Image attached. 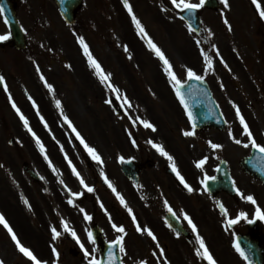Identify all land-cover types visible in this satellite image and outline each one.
<instances>
[{
  "label": "rangeland",
  "instance_id": "1",
  "mask_svg": "<svg viewBox=\"0 0 264 264\" xmlns=\"http://www.w3.org/2000/svg\"><path fill=\"white\" fill-rule=\"evenodd\" d=\"M17 1V17L26 33L31 58L23 56L27 52H23V55L17 53L8 40L0 41V70L8 89L5 91L3 87L0 90V214L20 243L30 249L37 259L46 264H88L89 258L85 257L80 244L70 232L65 231L62 221L76 232L80 242L96 257V247L88 239L91 225L97 223L103 229L106 239L112 240L121 235L112 228V223H115L126 229L123 240L126 255L120 253L123 264H137L141 259L147 260L148 264H159L157 258L145 252L146 248L156 244L146 242L147 235L136 231L127 209L101 176L103 170L133 210L141 228L152 226L158 230L159 206L154 197L145 193L147 201L140 199L126 184L118 165L121 156L142 163L155 161L158 165L157 161L164 156L148 143L149 140L177 155L178 170L186 182L196 189L186 194L180 190L175 191L182 211L183 206H188L197 193L200 195L197 196L200 203L208 199L207 192L199 187L201 170L214 173L221 158L228 162L235 186L244 196H253L256 204L243 199L238 193L235 200L223 196L221 203L226 206L227 202L235 211L245 212L248 216L251 210L255 213L257 206L264 210V188L242 175L238 167V159L249 147H243V143L236 144L228 135V129L231 128L236 139L246 137L232 103L240 108L251 131L259 136L260 133L264 134V62L260 60L261 46L264 44L258 48L253 44L254 21L248 6L244 5L246 11H237L235 7L231 11L229 7L225 8L220 14L221 20L202 8V31L195 34L176 16L169 0H129L149 37L172 62L180 79L186 80V67L203 75L224 113L227 124L224 131L205 129L196 132L195 136H184V131L191 130L192 126L163 72L162 62L148 48L146 39L138 35L122 0H82L76 12L74 28H67L62 23L49 0ZM233 1L241 3L240 0ZM7 33L8 28L0 16V35ZM77 36H83L92 56L96 60L98 57L105 64L101 67L105 74H111L110 82L119 89L120 98L106 84L104 90L109 92L108 99L103 93L91 97L87 91L81 95L79 90L76 92L77 84L72 76L79 65V60H76L79 57L74 54L81 46L76 43ZM197 40L201 41L199 45ZM48 42L53 46L55 54H62L64 60L68 59L66 62L70 70L64 75L62 63L57 62L56 55H50V62L41 55L44 52L41 45L47 50ZM201 48L213 60V70L207 74ZM83 60L89 64L84 53ZM34 65L39 67V72H34ZM71 67L75 71L72 72ZM41 75L56 88L50 96L56 100L64 98V116L76 126L84 140L98 151L103 164L92 160L83 145H77L73 138L72 141L71 137L75 133L69 130L64 116L51 112L50 105L45 101L48 95L43 94L37 81ZM65 85L72 89L66 90ZM92 88L103 92L97 88V84ZM125 96L131 107L125 106ZM108 100L111 103H107ZM13 101L27 120L29 118V126L39 137L45 152H41L24 122L17 119ZM137 117L151 122L156 131L145 128ZM8 140H13L14 145L10 146ZM209 141L222 145V148L213 150ZM259 144L264 142L259 139ZM45 154L48 159H45ZM204 157L208 159L203 168H197L196 160ZM69 159L85 183L94 188L93 192H88L80 184L68 164ZM24 164L31 165L39 172L42 184L35 183L24 173ZM158 170L159 167L155 170L147 168V176L151 177L153 171ZM60 180L64 183L61 184ZM72 193L80 195L72 196ZM69 200L73 202L70 204ZM81 208L93 219L85 220ZM53 227L60 233L56 238H53ZM72 243L81 252L77 258L68 256L67 247ZM178 243L179 254L175 264H199L195 261L193 249L181 240ZM17 251L24 257L19 258V264H34L19 251L11 234L0 225V261L3 264H15L12 259L15 260Z\"/></svg>",
  "mask_w": 264,
  "mask_h": 264
},
{
  "label": "snow or ice",
  "instance_id": "2",
  "mask_svg": "<svg viewBox=\"0 0 264 264\" xmlns=\"http://www.w3.org/2000/svg\"><path fill=\"white\" fill-rule=\"evenodd\" d=\"M207 2H208V0H171V4L174 6L175 9H179L181 12L187 11L189 13H193L196 10L203 8ZM122 3H123V6L127 9V12L129 14V16L131 17L132 23L135 25V28L137 30L138 35L142 39H146L148 48L150 50H152L154 52V54L156 55V57H158V59L162 62L163 72L168 77V79L172 85V88L174 89L175 94H176L177 98L179 99V102L181 103V105H183V107H184V109L188 115L189 120L192 121V129L189 131H184L183 135L184 136H195L196 135L195 120L193 119V114H192V111L190 110V105L188 103V99L186 98L185 93L181 91V89L184 87V84H186L188 81L204 80L205 77L203 75H198L191 67H186V69H185L186 80L182 81L180 79V77L177 75L176 71L174 70L172 62L168 59V57L161 50V48H159L152 41V39L149 37V35L146 32L145 27L142 24L141 20L136 16L135 12L133 11V7H132L131 3L129 2V0H122ZM221 3L224 5L225 8L229 7L228 0H221ZM253 3L256 5L257 9L259 10L260 17L262 19H264V7L261 6V3L259 2V0H253ZM164 10L167 11V9H164ZM0 16H3L4 23L6 25L10 23L9 17L6 15L5 4L3 2H0ZM181 19H185V17H181ZM225 23L227 24L228 21L225 20ZM188 30L190 32L198 31V29L194 28L191 23L188 24ZM205 31H209V30L205 29ZM209 34H211V33L209 32ZM10 35H11V33L0 35V41L8 40ZM77 40L83 48V52L88 59L89 66L92 67L93 69H95L96 75L99 77L100 81L102 83L106 84V86L109 89H111L114 93H116L117 98H120L119 89L116 88L114 85H112L110 82L111 74L110 73L109 74L104 73L101 65L92 56L91 52L89 51V47L85 43L84 37L83 36H77ZM196 43L199 45L201 43V41L197 40ZM213 47H215V46L213 45ZM125 51H127L126 46H125ZM200 51H201V55L204 57V62H205L204 71H205V74H207L208 71L213 70V60L203 48H201ZM217 54H218V50H217ZM221 62H223V60H221ZM225 66L227 67V65H225ZM37 71L38 72L40 71L39 67H37ZM40 79L42 81H44L45 86L50 91L53 90V85L48 83V81L45 79V77L43 75L40 76ZM0 82H4V77L2 75H0ZM221 87H223L222 84H221ZM4 90L5 91L8 90L6 83L4 84ZM189 92L191 93V89L189 90ZM9 99L11 100V96H9ZM29 99H31V97H29ZM124 102H125V106L131 107V104L127 100L126 96L124 97ZM107 103H111V100H108ZM230 103H232V102L230 101ZM33 105L35 107V102H33ZM12 106H13V108L16 109L17 113L20 115V119L24 122V126L28 129V131L36 139L37 144L40 146L41 152H45L44 146L40 142L39 137H37L36 134L32 131L31 127H29V122H28L27 118L23 115L22 112H20V109L16 106L14 101L12 103ZM56 106L58 108L61 107V102L59 100L56 101ZM232 106L235 108V114H236L237 118L239 119V123L243 127V134L248 138V143H243V147H245V148L251 147L253 149H256L260 154H264V144L257 143L255 137L253 136L251 129L249 128L248 123L245 121L244 116L241 114L240 108L235 103H232ZM61 115L64 116L63 112H61ZM41 119L43 120V117H41ZM137 119L139 120V123L142 124L145 128L151 129L152 131H156L155 126L151 122H149L148 120L140 119L139 117H137ZM64 120L67 122V124L71 128L72 132L75 133L76 138L79 140L80 144L83 145L84 150L88 153V155L91 157V159L96 161L99 164H103L102 157L100 156L98 151L94 147L90 146L84 140V138L80 135V133L72 125V122L68 119L67 116H64ZM134 123H135V121H134ZM45 126H47V125L45 124ZM228 135L234 140V142L236 144H238V145L242 144L241 140L236 139L235 136H233L231 128L228 129ZM132 143L135 144L136 141L133 140ZM148 143H150L152 145V147H154L160 153V155L167 158V160L170 163V167H171L172 171L175 173L176 177L178 178L179 182L184 186V188H186L187 191L190 193L196 191V189L192 188L191 185H189L186 182L185 178L179 172V170L175 164L174 158L167 151H165L164 147L161 144L155 143L151 140H149ZM208 143L210 144V147L213 150H218V149L222 148V145H220V144L212 143L211 141H209ZM45 159H48L46 154H45ZM66 159H67V157H66ZM119 159L122 163L125 162V158L123 156L119 157ZM207 159H208V157H204L203 159L199 160L196 163V167L197 168H203ZM68 164L71 167L72 173L77 178H79L80 184L83 185V187L86 188L88 192H93L94 188L89 187L85 183L84 179L81 177L80 173L77 171L75 165L72 164V161L70 159L68 160ZM49 165L52 166L50 160H49ZM53 171H55L54 166H53ZM101 176L104 178V181L108 184V187L111 188L112 191L116 194V197L119 200V202L121 203V205L127 209L129 215L132 218L133 223L136 226V231L146 233V235L151 237V239L153 241H156V249H158V253H159V256L157 257L158 261L160 260V258H163L165 264H167V259L165 256V250L163 247L160 246L159 241L157 240V237L154 235L152 230L150 228H141L140 224L137 222V218H136L135 214L133 213V210L128 206L124 197L116 190V188L113 186L111 181L108 180V178L104 174L103 170H101ZM215 179H216V177L208 176L207 174H205L203 180L200 181L201 184L204 185L205 191H207V189H208V181L209 180H215ZM60 183L63 184L64 183L63 180H60ZM233 187H235L234 181H233ZM236 191L239 195H241V197L243 199H246L247 201L251 202L252 204H256V200L254 199L253 196H251V195L244 196L243 193L240 192L239 188H236ZM78 195H80V193H72V196H78ZM24 202L26 204L28 203L27 200H25ZM72 202H73L72 200H69L70 204ZM164 203H165V206L168 207V211L170 213H172L173 216H176V213L173 211L172 207L168 205L167 200H165ZM217 204H218L219 208L222 210V215L227 216V209L224 207L223 203L217 202ZM100 206H101V208L104 207L102 203ZM80 210H81V212H84V219L85 220L90 221L93 219L92 216L88 215L87 212H85L83 208H81ZM105 211H107V210L105 209ZM255 215L257 218L264 220V210H262L259 206L256 207ZM108 218L111 221L110 215ZM176 219L179 220L180 217L176 216ZM183 219L187 221L188 225L191 228V231L195 234V242L198 244V247L195 248V255L197 257L201 258L202 260L206 261L207 264H217V261L215 260L213 254L211 253L208 246L206 245L203 236L200 235V233L197 229V225L193 222L192 218L190 216H188L187 213H184ZM241 220H248L249 223L253 222L252 220L248 219V215L245 212H240L235 218L226 219L225 230L227 231V229L229 227L237 224ZM62 223L64 225L65 231L70 232L72 237H74L76 239V242L78 244H80L81 249L84 251L85 257L89 258L88 264H103L101 259H98L95 255H93L92 252H89V250L84 247L83 243L80 242L79 237L77 236L76 232L74 230H72L66 222L62 221ZM0 225H3L8 230V232L11 234V238L16 242V245H17L19 251L24 256H26L31 261H33L34 264H46V262H42L39 259H37V257L32 253V251L30 249H28L27 247H25L24 245H22L20 243V241L17 239L16 234L13 232L12 228L8 225L7 221L5 220V218L2 214H0ZM169 227H172L171 224H169ZM112 228L117 233H119L121 235H118L115 240L109 242V248H108V253H107V256H108L107 264H117V253L115 251L117 246L119 249V253H123L126 255V250H125V246L123 243L124 235H126L125 227L123 225L117 226L115 223H112ZM52 232H53V238H56L60 235V233L56 230L55 227H53ZM176 235H177V237H179L180 232L176 231ZM88 239H89V241H91V243L93 245L96 244V240H95L93 233L91 231L88 232ZM234 248H235L236 252L245 261H247V264H252V260H251V256H250L251 248H249V250L246 251L245 248L241 246V242L238 239L234 243ZM53 251L55 252L56 250L53 249ZM94 251H95V249H93V252ZM56 255L59 256V253L57 252ZM152 255L156 256L157 253L153 252ZM0 264H3V261H0ZM120 264H123L122 260L120 261ZM137 264H148V261L145 259H141L137 262Z\"/></svg>",
  "mask_w": 264,
  "mask_h": 264
},
{
  "label": "flooded vegetation",
  "instance_id": "3",
  "mask_svg": "<svg viewBox=\"0 0 264 264\" xmlns=\"http://www.w3.org/2000/svg\"><path fill=\"white\" fill-rule=\"evenodd\" d=\"M12 1L17 8L18 1L17 0H12ZM246 2L251 7L252 14H253L254 21H255L254 29H253V44L255 47H259L260 44H264V19L260 17L259 10L257 9L256 5L253 3V0H246ZM259 2L261 3V6L264 7V0H259ZM49 4L53 9L54 5L52 1L51 2L49 1ZM104 13H107V12H104ZM77 45L80 46V44H77ZM261 47H262V53L260 56V60L264 62L263 60L264 46L262 45ZM75 51L76 52L74 54H76V56L79 57V59H76V60H79L78 70L72 76L73 80L77 84L76 92L78 93V90H79L80 95H81L83 91H87L88 95H90L91 97H94V95H98L99 93H103L105 98L108 99L110 95L107 90H104L106 88L105 84L100 81L99 77L96 75L95 69H93L92 67L89 66V64H86L84 62L83 53L81 52L82 51L81 46L79 49L77 48V50ZM94 54L97 57L95 52ZM64 61H68V59L65 58ZM97 61L101 66L105 65L103 62H101V60H99L98 57H97ZM69 69H70V66H69ZM73 71H75V69L72 68V72ZM104 73L106 72L104 71ZM95 84H97V88L99 89L101 88L103 92H100L97 89L96 90L93 89L92 87H95ZM69 87L72 89L71 86ZM55 89L56 88H53V90L51 91L47 90L43 94L46 93L48 95V99H46L45 101H47L46 103L50 105L51 112L53 111V113L60 115L61 112H63L65 108L64 101H63L64 98L62 97L60 100L58 99L61 102V107L58 108L56 106L57 100L53 99L50 96V94L54 93ZM34 99L37 100L38 98L35 96ZM253 136L255 137L257 141H259L260 139L264 142L263 134L259 136V134H256L253 132ZM241 141L242 143H248V138L245 137ZM167 151L174 158L175 164L178 168L179 161H178L177 155L170 149H167ZM134 161L136 162L137 170L139 172L138 182L134 183L133 181L126 178L125 179L126 184L131 188V190L136 192V194L142 200H146L145 199L146 194L152 195L157 205L159 206V217L157 221L158 230H155L152 226H150L149 228L152 230L154 235L157 237V240L159 241L160 246L164 248L165 256L167 259V264H175V258L179 254V248H178L179 240H181L185 244H188L189 247H191L194 252H195V248L198 247V244L195 242V234L191 231V228L188 225L187 221L183 219L184 213H187V215L190 216L193 222L197 225V229L200 235L203 236L206 245L208 246L209 250L213 254L215 260L217 261V264H246L244 259L236 252L233 243H235L236 237L238 235L247 233L249 222L248 220H241L237 224L229 227L227 231L225 230V227H226L225 221L229 217L222 215V210L219 208L217 204V202L221 203V200H224L223 196H226V197L228 196L225 192H219V193L212 194V195L208 193L207 194L208 199L207 200L204 199L202 203H200V200L198 198L200 197V195L197 193L198 197L195 196L189 202L188 206H183V211H182L177 203L179 202L178 201L179 197L176 195L175 191L180 190L184 194H186L188 191L179 182L175 173L172 171L170 167V163L167 160V158L166 157L159 158V161H157L158 165L157 163H155V161H146L145 163H142L140 162V160H137V159H134ZM158 167H159V170L153 171V175L151 177L147 176V173H146L147 168L155 170ZM201 172H202V175H201L200 181L203 180L205 174H207L208 176H211L212 174V172L208 173L204 171L203 169L201 170ZM182 176L184 177V175ZM252 181L255 184H259V182H256L254 180ZM39 183H42V181H40ZM199 187L201 188L203 187L201 182H200ZM236 196L237 194H234L228 197L235 200ZM165 200H167L168 205L172 207L173 211L176 213V216L180 217L179 221L182 224V226L187 230L188 234L187 233L186 235L182 234V235H179V237H177L176 232L166 224L165 212L168 210V207L165 206V203H164ZM225 205H226L225 208L227 209V215H229L231 218H235L237 214L240 213L239 210L235 211L230 205L227 204V202H225ZM65 206L67 207V204H65ZM255 216L256 215H254V212L251 210L249 213L248 219L252 220L256 218ZM258 234L263 235V242H264V229L261 223H259L258 225ZM145 241L150 242L151 244H154V243L156 244V241H153L151 237L149 236L145 237ZM69 247H74V246L69 245L67 248ZM145 252L151 253V254L153 252H156L157 255L154 256V258H157L159 256L158 249H156V245L154 247L146 248ZM14 257H15V260L12 259V263L19 264V260H18L19 255L16 254ZM198 259H199V264H207V262L202 260L201 258L198 257ZM159 264H165L163 258H160Z\"/></svg>",
  "mask_w": 264,
  "mask_h": 264
},
{
  "label": "water",
  "instance_id": "4",
  "mask_svg": "<svg viewBox=\"0 0 264 264\" xmlns=\"http://www.w3.org/2000/svg\"><path fill=\"white\" fill-rule=\"evenodd\" d=\"M3 2L6 7V15L9 17L10 23L8 24L11 31V39L13 44L17 48L24 47V38L21 32V29L18 25L15 10L12 6L10 0H0ZM59 9L65 18L66 21L72 22L73 13L72 11L80 4L81 0H55ZM207 5H210L207 3ZM182 17H185V20L188 23H191L193 27L198 29L199 17L197 11L193 13H189L187 11L181 14ZM190 20V21H189ZM194 23L196 26H194ZM200 82H196L195 80L189 81L184 87L181 89L182 92L185 93L186 98L188 99V103L190 105V110L193 114V119L195 120V124L197 128H203L205 126H215L220 129L224 127V120L221 117L219 110L214 105L207 88L203 87V85H199ZM2 83L0 82V87ZM191 89V93L189 90ZM211 107L213 112L207 113L204 111L205 108ZM130 162H124L122 164V170L129 177L134 174L131 171ZM241 167L245 172H248L251 175L256 176L260 181L264 183V154H260L256 149L252 151V154L249 157H246L240 161ZM132 174V175H131ZM208 188L210 191L216 190H225L231 193L232 185L229 179L228 171L225 167V163L221 162L217 176L215 180L208 181ZM94 233H98L97 228H93ZM241 242V246L245 248L246 251L251 248L250 256L252 260V264H262L263 258L261 257V244H257L254 241H250L248 237L241 238L239 240ZM108 248L109 244H103L101 247V260L103 264H107L108 262ZM117 253V264H120V259L118 255V246L115 249Z\"/></svg>",
  "mask_w": 264,
  "mask_h": 264
}]
</instances>
